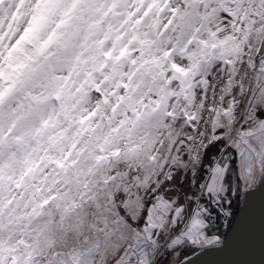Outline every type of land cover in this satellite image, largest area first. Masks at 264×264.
Here are the masks:
<instances>
[{
    "label": "snow or ice",
    "instance_id": "snow-or-ice-1",
    "mask_svg": "<svg viewBox=\"0 0 264 264\" xmlns=\"http://www.w3.org/2000/svg\"><path fill=\"white\" fill-rule=\"evenodd\" d=\"M258 184L264 0H0V264L225 250Z\"/></svg>",
    "mask_w": 264,
    "mask_h": 264
},
{
    "label": "water",
    "instance_id": "water-1",
    "mask_svg": "<svg viewBox=\"0 0 264 264\" xmlns=\"http://www.w3.org/2000/svg\"><path fill=\"white\" fill-rule=\"evenodd\" d=\"M264 204V186L258 184L253 189V195L247 200L241 198L238 210L232 223L223 237L231 233L236 237L241 231H246V243H233L225 250L206 248L197 249L173 264H183L185 259L191 264H264V224L261 219V205ZM245 209L244 212L241 210ZM239 215V219H237ZM235 227V232L233 231Z\"/></svg>",
    "mask_w": 264,
    "mask_h": 264
},
{
    "label": "rangeland",
    "instance_id": "rangeland-1",
    "mask_svg": "<svg viewBox=\"0 0 264 264\" xmlns=\"http://www.w3.org/2000/svg\"><path fill=\"white\" fill-rule=\"evenodd\" d=\"M223 237V236H222ZM197 249H189V250H186V251H184L183 253L184 254H191V253H193L194 251H196ZM184 254H182L180 257H176L175 256V254H172L171 256H170V258L169 259H167V260H164V259H162L161 260V264H164L165 263V261H166V264H173V263H176V262H178L179 260H181L182 258H184V257H182ZM187 256V255H186ZM182 257V258H181ZM112 264H114V261H112Z\"/></svg>",
    "mask_w": 264,
    "mask_h": 264
},
{
    "label": "trees",
    "instance_id": "trees-1",
    "mask_svg": "<svg viewBox=\"0 0 264 264\" xmlns=\"http://www.w3.org/2000/svg\"><path fill=\"white\" fill-rule=\"evenodd\" d=\"M240 200H241V198L237 201V205H236V206L234 207V209H233V211H234L235 214H236V212H237V210H238V207H239V204H240ZM235 214L233 215V217L235 216ZM233 217L231 218V220H230V222H229V225H228V228H227V229H224L223 227L221 228V234H222V236H224L225 233L227 232V230L229 229V227H230V225H231V223H232ZM183 254H184V253H183ZM186 255H188V254H184L182 257H184V256H186ZM182 257H181V258H182ZM164 264H166V261H165Z\"/></svg>",
    "mask_w": 264,
    "mask_h": 264
}]
</instances>
